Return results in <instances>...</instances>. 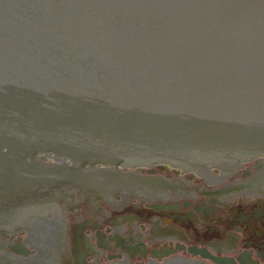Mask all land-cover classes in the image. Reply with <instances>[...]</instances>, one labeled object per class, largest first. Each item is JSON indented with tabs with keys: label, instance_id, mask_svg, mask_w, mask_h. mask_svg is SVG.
Returning a JSON list of instances; mask_svg holds the SVG:
<instances>
[{
	"label": "water",
	"instance_id": "obj_1",
	"mask_svg": "<svg viewBox=\"0 0 264 264\" xmlns=\"http://www.w3.org/2000/svg\"><path fill=\"white\" fill-rule=\"evenodd\" d=\"M252 155L264 0H0V226L35 264H59L37 224L61 213L38 195L63 178L107 195L150 161Z\"/></svg>",
	"mask_w": 264,
	"mask_h": 264
},
{
	"label": "flooded vegetation",
	"instance_id": "obj_2",
	"mask_svg": "<svg viewBox=\"0 0 264 264\" xmlns=\"http://www.w3.org/2000/svg\"><path fill=\"white\" fill-rule=\"evenodd\" d=\"M251 160L255 163L220 185L222 180L187 181L159 166L138 172L152 183L117 186L107 195L54 184L38 196L62 215L37 225L63 242L54 256L59 264H165L176 258L219 264L192 254V246L207 248L227 264H264V164ZM3 232L0 250L8 259L1 255L0 264H35L26 239L25 255L15 251L22 248L18 232L0 226Z\"/></svg>",
	"mask_w": 264,
	"mask_h": 264
},
{
	"label": "rangeland",
	"instance_id": "obj_3",
	"mask_svg": "<svg viewBox=\"0 0 264 264\" xmlns=\"http://www.w3.org/2000/svg\"><path fill=\"white\" fill-rule=\"evenodd\" d=\"M218 158L219 157H209V158H188V159H182V160H185L186 162H196L197 164H209L210 166V172L212 174H214L215 176L217 177H221L223 175V172L226 171L227 169H224L222 167L223 164H221V162L218 161ZM240 158H243V156H239V159ZM255 159H263L264 160V156H255L254 157ZM252 159V158H251ZM245 160L243 162V170L245 169V167L249 166V165H252L255 163V161L253 160ZM174 159H167V160H154L152 163H146L140 170V172L142 171L143 173L146 172V169L149 168V167H154L156 166V164L158 163H163L167 166V172L172 175V176H176L178 178H182V179H185L187 181H193V180H197L198 182H200V184H203L204 183V180L206 177L202 176V175H199L197 174L195 171L193 170H188V171H183L182 168L180 166H175L173 163L171 164L170 161H172ZM258 160V161H259ZM228 163H231L230 161ZM173 169H177L179 170L180 172H182L180 175H176L173 171ZM242 169H237L235 170L234 172L231 171V173L226 176L221 182L217 183L218 185L220 184H225L229 181H231V179L235 176V172L238 173L243 171Z\"/></svg>",
	"mask_w": 264,
	"mask_h": 264
},
{
	"label": "bare ground",
	"instance_id": "obj_4",
	"mask_svg": "<svg viewBox=\"0 0 264 264\" xmlns=\"http://www.w3.org/2000/svg\"><path fill=\"white\" fill-rule=\"evenodd\" d=\"M253 157L252 156H243V158L239 159V156H231V157H219L218 161L221 162L222 167L224 169H227L226 171L223 172V175L221 177H217L214 174H212L210 172V166L209 164L205 165L202 163L197 164L196 162H186L185 160L182 159H174L172 161H170V163L174 164L175 166H180L182 168L183 171H188V170H193L195 171L197 174L205 176L209 181L212 182H217V181H221L223 180L226 176H228L231 171H235L238 168H241L243 166V162L245 160H249ZM231 163H228V162ZM153 161L148 162L149 164L152 163ZM259 164H264V160H259ZM176 181H182V179H177ZM149 184L152 183L150 178H143L139 176V179L136 183L135 186L139 185V184ZM115 264V263H113Z\"/></svg>",
	"mask_w": 264,
	"mask_h": 264
}]
</instances>
